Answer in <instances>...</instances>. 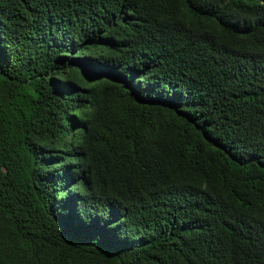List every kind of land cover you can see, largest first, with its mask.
<instances>
[{
  "label": "trees",
  "instance_id": "trees-1",
  "mask_svg": "<svg viewBox=\"0 0 264 264\" xmlns=\"http://www.w3.org/2000/svg\"><path fill=\"white\" fill-rule=\"evenodd\" d=\"M0 264H264V0H0Z\"/></svg>",
  "mask_w": 264,
  "mask_h": 264
},
{
  "label": "rangeland",
  "instance_id": "rangeland-1",
  "mask_svg": "<svg viewBox=\"0 0 264 264\" xmlns=\"http://www.w3.org/2000/svg\"><path fill=\"white\" fill-rule=\"evenodd\" d=\"M7 137V131L4 127L0 126V138L5 139Z\"/></svg>",
  "mask_w": 264,
  "mask_h": 264
}]
</instances>
